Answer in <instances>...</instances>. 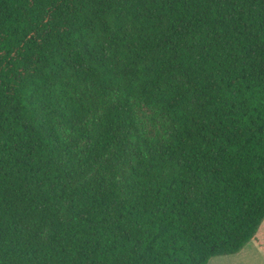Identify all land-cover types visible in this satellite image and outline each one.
Returning a JSON list of instances; mask_svg holds the SVG:
<instances>
[{
    "label": "trees",
    "instance_id": "1",
    "mask_svg": "<svg viewBox=\"0 0 264 264\" xmlns=\"http://www.w3.org/2000/svg\"><path fill=\"white\" fill-rule=\"evenodd\" d=\"M263 219L264 0H0V264H207Z\"/></svg>",
    "mask_w": 264,
    "mask_h": 264
},
{
    "label": "rangeland",
    "instance_id": "2",
    "mask_svg": "<svg viewBox=\"0 0 264 264\" xmlns=\"http://www.w3.org/2000/svg\"><path fill=\"white\" fill-rule=\"evenodd\" d=\"M142 131L149 137L165 134V119L145 104L132 102ZM240 254V255H239ZM238 255H221L210 258L207 264H264V219L255 236L244 246Z\"/></svg>",
    "mask_w": 264,
    "mask_h": 264
},
{
    "label": "crops",
    "instance_id": "3",
    "mask_svg": "<svg viewBox=\"0 0 264 264\" xmlns=\"http://www.w3.org/2000/svg\"><path fill=\"white\" fill-rule=\"evenodd\" d=\"M245 245H246V244H245ZM243 248H244V247H243ZM243 248H242V249H243ZM242 249H241V250H242ZM241 250H240V251H241ZM240 251H238V252H237V253H235V254H237V255H238V254L240 253ZM231 255H232V254H231ZM239 255H240V254H239ZM220 256H221V255H220ZM215 257H216V256H215ZM212 258H214V257H212ZM208 261H209V260H208ZM207 263H208V262H207Z\"/></svg>",
    "mask_w": 264,
    "mask_h": 264
}]
</instances>
